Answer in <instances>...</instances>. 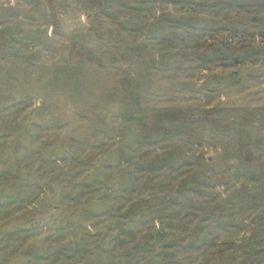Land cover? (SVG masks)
Wrapping results in <instances>:
<instances>
[{"label": "rangeland", "instance_id": "obj_1", "mask_svg": "<svg viewBox=\"0 0 264 264\" xmlns=\"http://www.w3.org/2000/svg\"><path fill=\"white\" fill-rule=\"evenodd\" d=\"M0 264H264V0H0Z\"/></svg>", "mask_w": 264, "mask_h": 264}]
</instances>
